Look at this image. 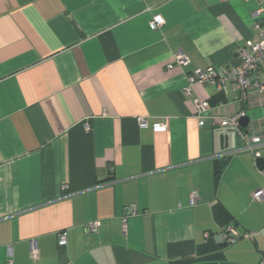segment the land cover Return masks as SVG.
<instances>
[{
    "label": "crops",
    "instance_id": "obj_1",
    "mask_svg": "<svg viewBox=\"0 0 264 264\" xmlns=\"http://www.w3.org/2000/svg\"><path fill=\"white\" fill-rule=\"evenodd\" d=\"M257 7L264 0H0V264H256L264 92L241 103L230 84L183 90L195 68L239 63ZM178 52L189 63L177 65ZM251 77L264 83V60ZM194 99L210 104L203 125ZM241 109L239 127L260 143L212 123ZM163 118L167 131L153 132ZM228 225L241 236L232 243Z\"/></svg>",
    "mask_w": 264,
    "mask_h": 264
},
{
    "label": "built area",
    "instance_id": "obj_2",
    "mask_svg": "<svg viewBox=\"0 0 264 264\" xmlns=\"http://www.w3.org/2000/svg\"><path fill=\"white\" fill-rule=\"evenodd\" d=\"M253 29L256 30L257 35L253 39L246 40L245 44L237 48V55L239 63L232 67H214L208 66L204 69L195 68L192 73L187 76V86L183 92L186 96L190 94L191 88L194 85H214L217 89H222L225 85L230 84L234 90L235 99L238 102L247 101L251 91L256 94L264 92V83L257 79H253L251 76L257 73L261 62L264 60V10L262 7H257L250 13ZM149 27L152 30L161 29L164 24V18L160 14H152L149 19ZM175 63L179 66L189 63L188 58L181 52L174 55ZM195 110L198 118V124L203 125L205 123L204 113L210 108V104L207 100L194 99ZM246 116L243 109L234 112L231 115H215L212 117V123L219 127H226L235 129L240 138H242L247 145L258 144L261 142V135L248 136L244 134L239 127V120ZM137 123L140 127L148 126L147 118L141 116L137 119ZM153 132H165L168 128L167 118H163L160 121L154 122L151 125ZM255 158L260 157L258 151H254ZM264 175V169L260 170ZM264 196V190L258 189L252 194V198L255 200H261ZM197 200V193L192 191L189 196V203L193 205ZM137 214V210L131 207L129 215L133 216ZM123 223L125 218L122 219ZM99 226L98 221H91L87 224L89 231H96ZM254 233L244 232L243 237L250 238ZM223 236L226 243L235 242L240 236L234 226L228 225L223 229ZM67 243L66 233L59 232L57 236V244L60 247L65 246ZM30 255L35 258L37 256V248L35 241L32 240L29 244ZM259 264H264V252L259 253ZM7 264H11L8 260Z\"/></svg>",
    "mask_w": 264,
    "mask_h": 264
},
{
    "label": "water",
    "instance_id": "obj_3",
    "mask_svg": "<svg viewBox=\"0 0 264 264\" xmlns=\"http://www.w3.org/2000/svg\"><path fill=\"white\" fill-rule=\"evenodd\" d=\"M249 121V117L245 116L239 120V125L241 127H246ZM247 132V131H246ZM256 166L259 170L264 169V157L260 156L255 159ZM201 264H230V263H201Z\"/></svg>",
    "mask_w": 264,
    "mask_h": 264
},
{
    "label": "trees",
    "instance_id": "obj_4",
    "mask_svg": "<svg viewBox=\"0 0 264 264\" xmlns=\"http://www.w3.org/2000/svg\"><path fill=\"white\" fill-rule=\"evenodd\" d=\"M225 164V163H224ZM224 164H219L216 166V175L218 176L220 174V172L222 171ZM259 253H263V252H259Z\"/></svg>",
    "mask_w": 264,
    "mask_h": 264
},
{
    "label": "rangeland",
    "instance_id": "obj_5",
    "mask_svg": "<svg viewBox=\"0 0 264 264\" xmlns=\"http://www.w3.org/2000/svg\"><path fill=\"white\" fill-rule=\"evenodd\" d=\"M259 259H260V256H259V253L257 252V262H256V264H259Z\"/></svg>",
    "mask_w": 264,
    "mask_h": 264
}]
</instances>
